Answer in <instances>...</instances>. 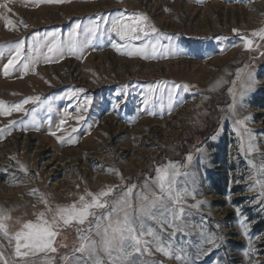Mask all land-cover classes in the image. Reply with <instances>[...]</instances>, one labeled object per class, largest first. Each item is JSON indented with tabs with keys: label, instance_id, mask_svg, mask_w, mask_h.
<instances>
[{
	"label": "rangeland",
	"instance_id": "374dc122",
	"mask_svg": "<svg viewBox=\"0 0 264 264\" xmlns=\"http://www.w3.org/2000/svg\"><path fill=\"white\" fill-rule=\"evenodd\" d=\"M7 6L10 12L0 9V45L23 40L30 52L33 36L48 40L57 32L60 40L67 41L75 23L86 29L90 21L111 20L126 10L148 15L161 32L178 37L174 43L186 54L148 60L129 57L122 54L126 48L112 47L124 44L112 34L98 36L83 58L69 55L59 61H41L27 74L18 64L5 77L3 65L8 57H0V101L13 105L40 96L53 106L49 112L46 105H26V111L35 109L37 127H16L0 136V208L11 210L6 221L9 235L0 234V251L23 264L15 258V241L9 240L23 223L35 222L36 214L46 211L38 196L29 195L34 189L44 193L55 208L77 203L86 191L113 186L115 197L135 184V208L145 181L151 183L157 169L171 162L181 173L194 175L195 199L188 196L173 205L184 208L181 220L175 222L182 230L163 221L149 222L162 239L183 247L192 258L207 248L208 253L195 259V264H264V201L259 199L258 187L250 190L255 184L250 178L255 171L252 165L264 164V41L251 35L264 30V0H70L60 4L14 0ZM241 37L253 39L252 50H246ZM161 43L168 45L167 40ZM249 73L256 83L241 105L239 92ZM157 84L161 87L148 106L156 115H150L143 102L148 89ZM172 84H186L189 91L178 92L183 103L169 113L167 92ZM74 89L85 91L68 99ZM85 99L92 103L81 112L77 105L82 107ZM80 115L85 119L78 122ZM245 117L258 145L256 152L247 151L248 134L235 123ZM32 118L22 112L0 116V128L13 120ZM61 119L66 121L64 131H57V136L67 138L75 127L71 134L78 138L76 143L62 144L49 134ZM108 168L120 175L107 172ZM175 181L176 188H192L189 177L179 175ZM153 189L159 193L155 185ZM197 202H201L199 208L191 207ZM86 226L63 227L54 245L57 251L29 256L28 264L46 260L64 264L62 257L79 244L76 228ZM210 235L222 238L219 247L204 243ZM93 238L99 239L94 233ZM149 247L152 255L145 254L141 260L181 264Z\"/></svg>",
	"mask_w": 264,
	"mask_h": 264
},
{
	"label": "snow or ice",
	"instance_id": "6c2138e0",
	"mask_svg": "<svg viewBox=\"0 0 264 264\" xmlns=\"http://www.w3.org/2000/svg\"><path fill=\"white\" fill-rule=\"evenodd\" d=\"M13 2L14 0H6V2L0 3V9H7L10 12L11 9L7 5ZM34 2L37 4H60L70 2V0H34ZM7 23L10 26L12 25L10 20ZM101 25L105 26L103 30H101ZM112 34L124 42L123 45L113 43L112 47L116 48L117 51H120L122 47L126 48V51L122 54L129 57L140 56L148 60L186 54L183 49L174 43L178 37L161 32L148 15L144 13L127 14L126 10H124L111 20L101 17L98 21H90L86 29H81L79 22L75 23L67 41L60 40L57 32L51 33L52 38L48 40H40L38 36H33L30 52L26 51L23 40L14 45H0V57H8L7 62L3 65V74L5 77L9 76L13 70H17L18 64L23 73L27 74L34 71L41 61L44 63L59 61L69 55L83 58L87 49L91 47L92 42L98 36H111ZM237 35H239L238 32ZM251 35L264 41V30L255 31ZM241 39L246 50L253 49V39L247 37H241ZM162 40H167L168 45L162 44ZM134 41L144 42L141 45H136L133 43ZM256 47H259V45H256ZM261 55H264V53H261ZM255 83L253 75L249 73L242 82L241 91L239 92L241 105L244 96L254 88ZM160 87L161 85L157 84L148 89V95L143 102L146 108H148L154 98V93ZM163 87L168 88L166 82H164ZM181 89L184 92H188L189 86L186 84H172L168 90L169 113L174 110L175 106L183 103L178 96V92ZM84 91V89H74L67 95V98L71 99L77 96L78 92ZM117 95L123 96L126 95V92H118ZM91 103L90 99H85L83 106L77 105V107L81 112H86ZM28 104L46 105L47 111H53V106L47 98L42 99L40 96H31L13 105L0 101V116H11L14 112H22L25 116H33L29 121H10L4 128H0V136L11 134L16 127H23L25 130L29 127H37V122L34 118L35 109H32L31 112L25 110V106ZM119 105L120 101H117L115 107L119 108ZM148 114L156 115L151 108H148ZM233 114L235 115V103L233 105ZM84 119L83 115L77 117L78 122ZM248 119V117L237 119L235 123L247 132L249 137L247 151L252 153L258 151V145L255 143L253 134L246 128ZM65 122V119H61L57 129L49 134L56 136L62 144H74L78 140L77 137L71 134L77 131L75 127L68 133L67 138L57 136V131H64L63 125ZM187 160L190 163L192 156L189 155ZM20 167L22 171L27 173V168L24 165H20ZM252 167L255 171L250 178L255 179V184L250 187V190H255L258 187L260 192L259 199L264 201V164L259 166L253 164ZM107 172H114L120 175L115 168H108ZM179 175L190 178L191 189L187 186L182 188L175 187V178ZM121 180H123L122 176ZM153 185L159 189V193L153 189ZM194 186V175L188 171L181 173L175 164L170 162L169 165L157 169V176L152 179L151 183L145 181L137 194L135 208H133L132 201L133 190L137 188L135 184L129 186L119 196L115 197L113 196L115 190L113 186H107L95 193L86 191L85 195L79 197L77 203L57 205L55 208L49 205V199L44 193L34 189L29 195L38 196L39 202L45 205L46 211L37 213L35 222L28 221L23 223L21 229L10 237L9 242L15 241V258L23 261V264H28L27 257L29 256H34L39 252L55 253L57 251L54 245L63 227L87 225L86 227L76 228L79 244L73 247L70 255L62 257L64 264H106V260L107 264H162L161 261L140 259L145 254L148 256L152 255L150 245L155 248V251L165 257L180 260L181 264H195V259H199L200 255L208 253L207 248H201L196 257L192 258L183 247H174L171 241L166 243L162 239L161 232L157 231L149 223L150 221H155L156 224H161V221H163L170 227L182 230L181 225L175 222L181 220L184 215V208H177L173 205L180 204L188 196L195 199ZM200 203L197 202L191 207L199 208ZM10 212L11 210L0 208V234L5 237L9 235L6 221L11 219ZM244 227L245 235H247V228L246 226ZM93 233L99 239L93 238ZM148 237L150 239H147ZM221 239L219 236L210 235L204 240V243L212 247H219ZM249 251H251V247ZM0 264H16V261L15 259L7 258L0 251ZM44 264H51V261L46 260Z\"/></svg>",
	"mask_w": 264,
	"mask_h": 264
}]
</instances>
